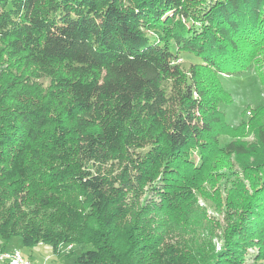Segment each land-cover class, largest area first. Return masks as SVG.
I'll list each match as a JSON object with an SVG mask.
<instances>
[{
	"label": "trees",
	"instance_id": "obj_1",
	"mask_svg": "<svg viewBox=\"0 0 264 264\" xmlns=\"http://www.w3.org/2000/svg\"><path fill=\"white\" fill-rule=\"evenodd\" d=\"M247 71L264 89V0H0V247L92 244L75 264H240L224 249L246 236L263 258L264 100L235 126L220 108L233 101L220 75ZM245 156L263 158L242 165L251 190L230 182L237 219L216 252L186 236L206 220L194 190ZM154 183L159 201L123 227Z\"/></svg>",
	"mask_w": 264,
	"mask_h": 264
},
{
	"label": "rangeland",
	"instance_id": "obj_2",
	"mask_svg": "<svg viewBox=\"0 0 264 264\" xmlns=\"http://www.w3.org/2000/svg\"><path fill=\"white\" fill-rule=\"evenodd\" d=\"M183 63L185 67L189 66V63L193 61L192 58L185 57L183 59H178ZM223 86L227 91H229L233 97V101L229 104L220 105L222 113L225 117V120L235 126L241 120H247L251 114L248 111L244 114H241L242 110L251 109L255 105L262 103L264 100V89L259 82L258 75L254 71H247L238 76L231 75H220ZM47 83V80L44 81ZM248 125H246L247 127ZM235 140H244L246 142H251L254 140L253 134L246 132L243 136L232 135L228 139ZM192 158L197 159L196 153L192 155ZM254 160H259L263 158L262 156H245L239 157L237 159L231 160L228 163V167H219L214 168V173L217 176V179L211 182V184L202 185L201 192L194 190L196 197V207L204 212V217L206 220L201 223H196L194 227L190 228V231H194V234H187L186 236L190 238H196L201 240H209L210 243L215 248V251H220L224 245V236L227 226L229 227L237 217L231 216V209L226 206V194L228 188L230 187V182L233 179H238L246 184L249 190H251V184L247 182V178L242 170L243 163H249ZM108 168L114 172V167L111 165ZM260 178H264V171L260 174ZM264 180V179H263ZM258 185V181L256 183ZM158 188V183H154L144 188L142 195L138 198L137 202H134V199L130 198L128 201L129 215L122 222L123 227H130L135 223L136 215L140 210L146 206H150V202H158L159 197L154 195V191ZM252 192V191H251ZM219 196V202H215ZM74 197H77L76 193L66 194L62 199L65 201H70ZM221 201V202H220ZM162 228V226H160ZM178 232L170 231L166 236H170L175 240L177 238ZM179 235V234H178ZM183 235V234H182ZM192 235V236H191ZM205 238H199L198 236ZM236 238L233 239V242ZM206 241V240H205ZM11 246H14L13 249H19L21 254L25 257L31 258V260H37L40 263L44 264H75L77 255H79L83 250L92 248L93 245L75 241L68 244L62 243L60 247L54 250L49 244L43 246H33L31 248L21 246L19 240L15 237L11 241ZM4 249V248H3ZM11 250V249H8ZM259 248L253 246L249 239H246V236L241 237L238 241L237 250L233 253L228 251L227 248L224 249L225 253H228V261H239L240 264H264V257L261 258L258 254ZM234 255V256H232ZM45 260V261H44ZM36 262V261H34ZM0 264H5L0 262Z\"/></svg>",
	"mask_w": 264,
	"mask_h": 264
},
{
	"label": "bare ground",
	"instance_id": "obj_3",
	"mask_svg": "<svg viewBox=\"0 0 264 264\" xmlns=\"http://www.w3.org/2000/svg\"><path fill=\"white\" fill-rule=\"evenodd\" d=\"M26 261V257H24L20 250L18 249H3L0 247V262L5 264H16V263H23Z\"/></svg>",
	"mask_w": 264,
	"mask_h": 264
},
{
	"label": "built area",
	"instance_id": "obj_4",
	"mask_svg": "<svg viewBox=\"0 0 264 264\" xmlns=\"http://www.w3.org/2000/svg\"><path fill=\"white\" fill-rule=\"evenodd\" d=\"M16 264H38V263L26 257V261H23V263H16Z\"/></svg>",
	"mask_w": 264,
	"mask_h": 264
},
{
	"label": "crops",
	"instance_id": "obj_5",
	"mask_svg": "<svg viewBox=\"0 0 264 264\" xmlns=\"http://www.w3.org/2000/svg\"><path fill=\"white\" fill-rule=\"evenodd\" d=\"M44 244H42V245H39V246H43ZM34 261H36L38 264H44V262L43 263H40V262H38L37 260H34ZM45 261V260H44Z\"/></svg>",
	"mask_w": 264,
	"mask_h": 264
}]
</instances>
